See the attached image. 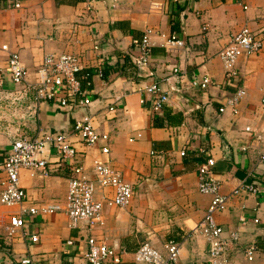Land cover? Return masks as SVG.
<instances>
[{
	"label": "crops",
	"instance_id": "1",
	"mask_svg": "<svg viewBox=\"0 0 264 264\" xmlns=\"http://www.w3.org/2000/svg\"><path fill=\"white\" fill-rule=\"evenodd\" d=\"M19 1L21 7L12 8L0 0V42L19 53L28 71L25 83H13L6 71L8 53L0 52V192L2 163L12 140L50 131L70 136L77 151L74 164L82 165L89 177L93 159L106 160L134 194L129 206L119 208L106 202L113 198V188L97 187L95 197L104 201L103 225L89 229L81 221L71 226L65 213H39L26 215L14 237L7 235L5 225L19 207L0 202V261L18 264L20 257L32 255L43 264H86V238L95 235L126 250L123 264H137L132 254L142 243L165 253L170 240L180 245L176 264L204 263L208 243L197 225L210 196L198 190V167L212 158L221 193L230 195L245 184L258 188L231 195L227 209L215 215L225 236L239 233L228 250L231 264H264V163L259 161L264 150V45L260 53L238 60V79L230 82L219 57L245 25L264 40V0ZM147 28L176 32L185 47L168 52L162 38L153 35L151 60L139 70L128 54L133 39ZM49 53L79 57L81 86L92 100L88 108L59 109L36 101L26 89ZM173 67L179 69L176 74ZM204 75L211 79L206 89L191 85L193 77ZM152 82L168 93L159 114L152 109L153 97L143 91ZM237 87H244L245 95L234 110L221 112ZM88 113L95 129L109 136L107 154L101 152L103 142L87 146L72 134L76 121ZM43 158L46 173L20 171L27 205L66 195L72 164L53 149ZM25 231L37 234V241L31 242ZM250 245L255 246L251 260L245 254Z\"/></svg>",
	"mask_w": 264,
	"mask_h": 264
},
{
	"label": "built area",
	"instance_id": "2",
	"mask_svg": "<svg viewBox=\"0 0 264 264\" xmlns=\"http://www.w3.org/2000/svg\"><path fill=\"white\" fill-rule=\"evenodd\" d=\"M12 8H20L19 0H7ZM240 2V0H238ZM153 35L162 38V46L168 52H175L185 47V41L176 32L158 33L152 28L145 29L139 37L133 39V48L128 57L132 64L139 70H145L152 57L154 42ZM264 45V40L257 33L253 32L247 25L236 31L230 42L219 53V57L224 67L225 79L230 82L238 79L239 71L237 62L242 57H249L260 53ZM0 52H7L6 71L10 80L16 84H23L27 81L28 71L19 53L9 51L7 43L0 42ZM82 69L80 59L73 53H49L43 57L42 63L37 71V79L34 83L26 85L36 101H47L59 109L88 108L92 100L88 96L86 89L81 86L79 73ZM173 73L179 69L173 67ZM98 75L102 77L99 70ZM211 83L208 75L193 77L191 85L199 89H206ZM145 94L153 97L152 109L159 114L168 100V93L164 91L157 82H152L143 88ZM244 87H237L231 96L226 98L224 106L220 108L223 112L227 107L233 110L239 100L245 95ZM144 98H140V103H144ZM264 107V91L261 97ZM113 110L112 107H109ZM246 127V131H250ZM72 134L87 145L93 146L98 142H103L101 152H109V136L106 133L98 132L93 126V116L85 114L77 120ZM70 136L62 132H42L36 137H18L12 140L2 163L5 173V180L2 183L0 192V202L6 206H18L19 211L9 217L5 225L8 236L14 237L25 224L26 215L65 213L71 226H77L84 221L89 229L103 225V204L102 199L95 197L97 187H111L114 190L112 199L106 201L107 204L119 208L130 205L133 198V186L126 182L119 171L115 170L108 161L103 159H93L91 163L92 177H89L86 170L78 163L74 164L77 151L70 141ZM55 150L59 159L67 160L72 164V175L69 178L67 192L63 200L44 202L39 205H27V193L19 184L20 171L22 169L42 171L46 173L47 161L43 158L45 152ZM242 149H246L242 146ZM184 151H181V155ZM259 161L264 163V150ZM214 159L209 158L198 167V190L200 193L209 195L210 200L202 220L198 223L197 229L204 235L208 243V259L204 263L196 264H231L228 250L232 242L238 241V231H229L225 236V229L217 222L215 215L227 209L231 195H236L240 191H257L254 185H243L234 189L230 195L220 192V182L212 173L211 167ZM242 223L245 219L241 218ZM255 221H257L255 219ZM28 236L31 242L37 241V234L23 233ZM68 244L72 240L67 241ZM87 249L84 254L86 264H123V257L127 254L117 241L107 243L95 235L86 238ZM166 252L163 253L149 242L142 243L133 252V261L137 264H176L179 259L180 245L175 241L165 243ZM254 245L245 249V254L249 260L252 259ZM0 264H3L0 261ZM18 264H43L41 259L32 255H25L18 259Z\"/></svg>",
	"mask_w": 264,
	"mask_h": 264
},
{
	"label": "trees",
	"instance_id": "3",
	"mask_svg": "<svg viewBox=\"0 0 264 264\" xmlns=\"http://www.w3.org/2000/svg\"><path fill=\"white\" fill-rule=\"evenodd\" d=\"M73 1H76V2H77V1H83V0H73ZM102 75H103V74H102ZM156 120H157V119H156ZM155 124H159V123H157V121H155ZM255 246L258 248V245H257V244H256Z\"/></svg>",
	"mask_w": 264,
	"mask_h": 264
}]
</instances>
